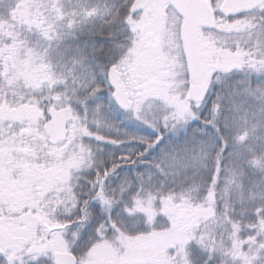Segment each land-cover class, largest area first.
Listing matches in <instances>:
<instances>
[{"label": "snow or ice", "instance_id": "6c2138e0", "mask_svg": "<svg viewBox=\"0 0 264 264\" xmlns=\"http://www.w3.org/2000/svg\"><path fill=\"white\" fill-rule=\"evenodd\" d=\"M36 7L56 11L51 3ZM109 15L102 59L85 45L57 65L43 62L54 26L39 14L33 35L40 52L11 25L0 28V264H94L93 239L109 233V264H160L137 255L139 237L129 239L123 227L122 214L151 221L146 204L153 199L165 209L191 202L194 220L223 222L226 239L214 238L207 220L195 229L185 264H264V188L248 197L260 204L251 208L246 238L235 208L219 210L216 193L222 101L234 94L227 78L245 67L264 72V0H127ZM36 62L42 70L31 79L24 70ZM117 108L155 134L122 127ZM189 128L181 143L162 145L166 133ZM157 146L159 155L146 161ZM138 165L133 180L125 166ZM189 167L206 174L198 186L193 177L179 195H151L156 174ZM248 214L242 209L241 217ZM161 217L173 229L167 211Z\"/></svg>", "mask_w": 264, "mask_h": 264}, {"label": "trees", "instance_id": "16d2710c", "mask_svg": "<svg viewBox=\"0 0 264 264\" xmlns=\"http://www.w3.org/2000/svg\"><path fill=\"white\" fill-rule=\"evenodd\" d=\"M127 2V0H125ZM54 5L56 8L59 5L62 7L64 11V15L61 19V29L67 31L71 38L75 41L78 48H84L85 45L91 46L95 45L97 49V56L101 59L107 51V37L110 34L109 25L111 23L112 16L109 14L112 13V10H109L110 13L108 15L101 16L98 14L97 7L93 4V0H76L71 8L72 14H69L67 10L64 8L65 5L61 4L59 0H0V28H4L6 25H11L16 29L17 34H23L24 38L30 43L29 47L35 48L36 51L40 52L41 48L36 47L35 36L33 33H38L39 28L35 27L37 23V15L39 14L41 22L44 20L49 21L54 27L52 30V36L56 40L63 39V33L56 28V24L58 21L53 19H48L49 15H53L51 7H41L37 8V5H45L49 6ZM122 2L121 0H115L114 9L119 10ZM102 8L106 7V4L102 2L100 4ZM70 6L68 7V9ZM75 9V11L73 10ZM104 10V9H103ZM55 17V15H54ZM59 20V19H58ZM50 41L49 43H51ZM103 49V51L101 50ZM43 55V53H42ZM44 63L49 64L48 58L44 56ZM54 65V64H51ZM41 73V71H40ZM40 73L39 76H40ZM253 75L252 69L244 68L243 70H234L230 77L227 79L233 85L234 90H238L239 92L243 90L252 89V87L257 86V82L261 81V75H264V72ZM249 78H251L249 82ZM211 92H220V89L214 88ZM212 100H216V96H212ZM231 102V94L226 96L222 101V109L223 114L226 113L230 109ZM117 112L122 113L118 108L114 110V113L117 116ZM125 114V113H122ZM121 122L122 127H126L131 131L140 132L143 135H154V130L151 132H144L145 126L140 122L137 124L128 123L125 120ZM203 127L201 122L200 125H193L192 127ZM178 131V130H177ZM209 135L212 134V130H207ZM191 135V128L184 130L182 129L180 132L171 133L168 132L164 135L162 145L168 143H181L186 139L187 136ZM221 136L225 141L224 145H221L222 157L221 162L218 164L220 168L219 182L216 188L217 193V206L219 210H224V206L227 203L229 207H234L235 210H239L236 216H233L235 219H242V223L244 225V231L242 232V237L246 238L250 233L247 230V225L252 222L253 217L251 216V208L254 205L260 204L259 197L255 199V201L248 199L255 192H259L261 188H264V172L262 171L260 164H264V155L257 157L251 162L250 172L247 174H254L253 177H248L247 180L245 178L239 179L237 178V172H233L232 166L230 165L229 156L232 153V146L227 139V135L221 131ZM161 145V146H162ZM227 147V151H223L224 147ZM107 148L111 149L112 146L108 145ZM160 146L151 150L150 154H146L145 160H151L159 155ZM118 152L119 149H116ZM212 160L209 159L208 168H211ZM125 170L129 171L130 177L134 180V170H143V165L136 166L133 169L131 166H125ZM154 171V170H153ZM196 171V170H195ZM243 171V172H242ZM222 172L227 173L229 176L225 177L222 175ZM245 172V169H240L238 171V176ZM197 172H194V175ZM194 177V176H193ZM206 177V175H205ZM202 177H195V185H199ZM193 182V179L182 180V181H172L169 179V175L164 176L160 174H156L153 178L154 191L151 195L154 197L157 192L162 193L163 195H168L172 193L173 195L180 194V185L184 182ZM239 186L240 191L237 195H235L237 199V203L233 201L235 196H231L230 193H224L223 189L225 187ZM241 197L244 198L243 204H241ZM147 199V197H144ZM126 200H129V204L131 206V200L129 197H125ZM149 206L146 204V207ZM157 206V209L155 208ZM248 209L249 214L241 217L242 209ZM191 209V210H190ZM195 210V204L189 203L187 206L184 204H170L166 209L158 205L154 199L151 202V213H155V217L152 219L156 220V227L151 228V221L148 222L150 225H146L143 222H140L139 214L137 213L133 218L130 219L129 224L126 223L123 225L124 229H126L128 238H137L144 234L146 237L153 239L156 245V249L152 252L139 253L137 255H147L160 261V264H185V252L184 245L186 243L187 238L192 235L197 227L203 230L204 221H208V228L211 231L214 238L219 239L220 237H226V233L224 232L223 222L216 223V221L209 219L206 215H201L198 219H193V212ZM120 211V209H117ZM161 211H167L169 216L173 219V229H168L163 227L166 223L163 217L157 219V213ZM232 215V213H231ZM118 219L120 217H117ZM125 221V220H124ZM179 225V227H177ZM230 227V225H229ZM91 232V230H90ZM112 237V234L109 233V238ZM93 242L96 244L97 248L104 241H100L98 238L93 239ZM85 245L82 242L79 248H83ZM170 248H174V251H169ZM79 251V249H78ZM217 259H222L219 253L216 254Z\"/></svg>", "mask_w": 264, "mask_h": 264}, {"label": "rangeland", "instance_id": "374dc122", "mask_svg": "<svg viewBox=\"0 0 264 264\" xmlns=\"http://www.w3.org/2000/svg\"><path fill=\"white\" fill-rule=\"evenodd\" d=\"M76 0H59L61 4L65 5V9L69 14H72L71 8ZM104 2L106 4L105 8H102L100 4ZM122 3H127L125 0H121ZM93 4L98 9V14L101 16L108 15L109 10L114 9L115 0H93ZM70 8L68 9V7ZM104 9V10H103ZM75 11V9H73ZM53 15H49L48 19H53L58 21L56 24L57 30L63 33V39H56L51 40L50 47L47 48V55L49 64H61L62 61L68 60L71 61V58L75 55V53L82 48H78L75 41L71 38L70 34L67 31L61 29L62 23L61 19L64 15V11L62 7L59 5L56 8L55 12H52ZM55 15V17H54ZM59 19V20H58ZM19 35V34H18ZM31 45L28 43L26 47ZM249 68V67H245ZM244 69V68H243ZM243 69H236V70H243ZM251 69V68H250ZM41 68V63L36 62L35 66L31 67V70L25 69L24 71L31 79H38ZM253 75H257L261 73V71H257L252 69ZM258 75V77H259ZM261 81L264 82V75H261ZM251 78H249L250 82ZM257 86L252 87L249 90H243L239 92L238 90H234L231 94V102H230V109L223 114L221 118L220 127L222 132L227 135V139L232 146V153L229 156L230 165L232 166L233 172H237L236 176L239 179L248 177H253L254 174H247L250 172L251 162L253 159L257 157L262 158L264 155V84L262 82H257ZM29 114L34 115V111H30ZM114 118L121 119L122 121H126L128 123L137 124L138 121L128 117L126 114H122L117 112V116L115 114ZM207 115V113H205ZM139 124V123H138ZM178 130L177 132H180ZM144 132H151V129H148L145 126ZM188 137V136H187ZM186 137V138H187ZM158 147V146H157ZM152 151L150 150L148 154ZM160 152V150H159ZM209 160L207 161L208 167ZM250 166V167H249ZM262 171L264 172V164H260ZM240 169H245V172L238 176V171ZM196 170V171H195ZM194 172L196 173L194 175ZM243 172V171H242ZM205 173L201 172L198 167H189L185 169H180L176 172V174H169V179L172 181H182L188 180L194 177H205ZM222 175L228 177L227 173L222 172ZM240 191L239 186H232L231 190L230 187H225L223 192L230 193L231 196L237 195ZM237 197L233 198V201L237 203ZM155 201V200H154ZM149 209V213L151 215V220L156 223V218L153 220L152 218L155 217V213H151V204L147 206ZM157 209V206L155 207ZM236 210L232 213V216H236ZM123 216L125 223L128 225L130 219L127 216ZM140 222L150 225L148 222V218L145 215L139 214ZM131 220L133 218L131 217ZM127 231L124 229V232ZM125 234L128 236L127 232ZM135 240L136 238H129ZM157 243L153 239L146 237L142 234L139 237V243L136 245L135 251L136 253H145L152 252L156 249ZM115 251V245L112 241V238L105 240V242L100 244L97 248L94 249L92 253V258L94 264H109L112 260L113 252ZM139 256H145L144 254Z\"/></svg>", "mask_w": 264, "mask_h": 264}, {"label": "water", "instance_id": "95a60500", "mask_svg": "<svg viewBox=\"0 0 264 264\" xmlns=\"http://www.w3.org/2000/svg\"><path fill=\"white\" fill-rule=\"evenodd\" d=\"M58 118H59V114H58ZM56 124H57V120H54L53 125H56Z\"/></svg>", "mask_w": 264, "mask_h": 264}]
</instances>
